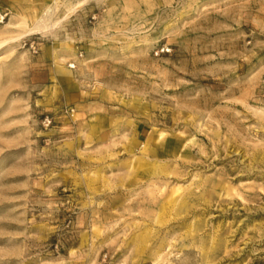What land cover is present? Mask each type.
Returning <instances> with one entry per match:
<instances>
[{
	"label": "rangeland",
	"instance_id": "rangeland-1",
	"mask_svg": "<svg viewBox=\"0 0 264 264\" xmlns=\"http://www.w3.org/2000/svg\"><path fill=\"white\" fill-rule=\"evenodd\" d=\"M0 264H264V0H0Z\"/></svg>",
	"mask_w": 264,
	"mask_h": 264
},
{
	"label": "built area",
	"instance_id": "built-area-1",
	"mask_svg": "<svg viewBox=\"0 0 264 264\" xmlns=\"http://www.w3.org/2000/svg\"><path fill=\"white\" fill-rule=\"evenodd\" d=\"M30 47H31V49H32V52H33V53H36V49H35V47H34V43H31V44H30ZM70 68L73 69V68H74V65L71 64V65H70Z\"/></svg>",
	"mask_w": 264,
	"mask_h": 264
}]
</instances>
